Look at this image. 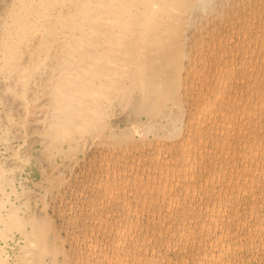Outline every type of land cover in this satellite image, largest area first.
I'll use <instances>...</instances> for the list:
<instances>
[{
	"label": "bare ground",
	"instance_id": "obj_1",
	"mask_svg": "<svg viewBox=\"0 0 264 264\" xmlns=\"http://www.w3.org/2000/svg\"><path fill=\"white\" fill-rule=\"evenodd\" d=\"M0 84V264H264V0H0Z\"/></svg>",
	"mask_w": 264,
	"mask_h": 264
},
{
	"label": "rangeland",
	"instance_id": "obj_2",
	"mask_svg": "<svg viewBox=\"0 0 264 264\" xmlns=\"http://www.w3.org/2000/svg\"><path fill=\"white\" fill-rule=\"evenodd\" d=\"M3 87H2V85L0 84V95H2L3 96V89H2ZM2 96H0V97H2ZM3 110V108L0 106V111H2ZM1 123H0V137L1 138H5V139H9V136H8V134L6 133V127H5V123L3 122V121H0ZM3 125V126H2ZM4 128V129H3ZM5 132H4V131ZM5 136V137H4ZM8 136V137H7ZM14 142H12V140H9V145H11V146H15L16 144L14 143V145H12ZM2 149V150H1ZM3 149H4V147L3 146H1L0 145V154H2V153H5V149H4V152H3ZM30 165L32 166L31 167V169H28V170H26V172H24V178H29V180H31V181H36L37 180V176H36V173L34 172V168H35V166H34V164L33 163H30ZM29 172V173H28ZM3 243L0 241V255H3V256H6V255H10L12 252H13V250H14V244L12 243V242H9L8 243V245H6V246H3ZM12 247V248H11ZM8 250H7V249ZM2 250H4V251H2ZM11 250V251H10ZM2 252V253H1Z\"/></svg>",
	"mask_w": 264,
	"mask_h": 264
}]
</instances>
